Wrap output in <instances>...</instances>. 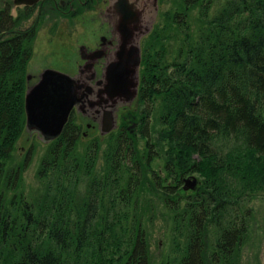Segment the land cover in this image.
I'll use <instances>...</instances> for the list:
<instances>
[{
    "label": "trees",
    "instance_id": "trees-1",
    "mask_svg": "<svg viewBox=\"0 0 264 264\" xmlns=\"http://www.w3.org/2000/svg\"><path fill=\"white\" fill-rule=\"evenodd\" d=\"M182 2L185 14L162 16L142 50L132 130L120 124L78 145L67 121L44 145L35 193L20 176L34 141L15 167L6 163L24 128L34 30L0 5V264H148L152 190L172 211L177 264H239L249 201L264 191V0L215 10L213 0Z\"/></svg>",
    "mask_w": 264,
    "mask_h": 264
},
{
    "label": "flooded vegetation",
    "instance_id": "flooded-vegetation-1",
    "mask_svg": "<svg viewBox=\"0 0 264 264\" xmlns=\"http://www.w3.org/2000/svg\"><path fill=\"white\" fill-rule=\"evenodd\" d=\"M115 1L117 4L118 0H36L35 2L24 4L11 3L20 6V10H25L23 12L25 14H22V17L26 19L25 24L22 26L18 25L17 28L20 30L33 29L34 35L37 33V28L42 29L44 30V36H50V39H55V43L74 49V68L71 72L66 73L75 75L90 85H94L95 80L100 77L104 66L116 60L115 54L120 46V40L122 38L130 39L132 43L138 45L140 54L138 89L142 43L152 34L154 25L161 14V5L167 0H124L130 4L133 3L134 6H138L140 11H138L137 21H135V18L130 19L127 25L122 26L121 32L118 28L126 19L123 21L119 20L118 11L115 10L113 5ZM12 15L18 18L20 16L21 19L19 11L16 14L14 12ZM38 22L39 25L35 27ZM44 68L53 67H42L37 71L27 69L24 71V90L37 81L40 72ZM136 96L137 91L130 105L117 106L115 110L116 127L123 124L124 129L131 131L135 126V116H130L129 110L130 106L135 102ZM86 114L91 117L89 119L94 121L88 122L90 128L87 130L97 133L95 128L97 115L90 110ZM80 117L81 115H78L73 106L64 124L67 121H74L71 126L74 127L75 132L79 136H86L87 131L82 129ZM77 123L79 130L77 129Z\"/></svg>",
    "mask_w": 264,
    "mask_h": 264
},
{
    "label": "water",
    "instance_id": "water-1",
    "mask_svg": "<svg viewBox=\"0 0 264 264\" xmlns=\"http://www.w3.org/2000/svg\"><path fill=\"white\" fill-rule=\"evenodd\" d=\"M36 0H12L14 4L32 3ZM119 20H125L118 28L127 25L130 19L137 21L139 7L124 0L113 3ZM117 29V30H118ZM118 31V32H119ZM126 33V32H122ZM122 38L116 51V60L104 66L100 77L90 85L75 75L53 68H44L35 83L23 93L24 128L26 141L35 132L36 139L48 143L56 138L67 119L71 107H75L82 129L94 122L87 111L97 115V133L104 135L116 127L115 110L119 105H130L136 95L138 83V45ZM94 93V95H92ZM194 174L183 178V189L197 185Z\"/></svg>",
    "mask_w": 264,
    "mask_h": 264
},
{
    "label": "rangeland",
    "instance_id": "rangeland-1",
    "mask_svg": "<svg viewBox=\"0 0 264 264\" xmlns=\"http://www.w3.org/2000/svg\"><path fill=\"white\" fill-rule=\"evenodd\" d=\"M5 1L9 2L10 13L14 14L15 12L16 14L20 10L21 7L13 5L11 3L12 0H0V5H2ZM221 1L222 0H213L211 10H215L217 4H220ZM183 5L182 0H167L161 5V14L159 15L157 22L159 23L162 16L166 15L165 13L168 15L174 12L177 15L180 13H182V15L185 14ZM25 21L26 19L21 17V19H19V25H24ZM38 25L39 22L35 27ZM155 25L158 26L157 23ZM155 25L152 30V34H150V36L143 41L142 50L145 46L147 47L150 45L151 39L154 40L151 35H154L155 32L158 31V27ZM43 32L44 30L37 28V33L31 41V54L27 61L26 69L37 71L42 67H53L65 72H71L74 68V49L55 43V39H50V36H44ZM86 131L87 135L80 136V139L82 140L78 141V145H84L87 143V140H84L83 138H88L96 134L94 131ZM28 138L29 139L26 141L25 133L20 134L16 141L15 149L6 163L9 168L15 167L24 158V154L22 155L21 152L25 150L29 141H34L35 146L30 149L32 153L29 154L27 164H25L24 168L21 170L20 176L23 186H32L33 189H35H32V191L35 193L36 189L41 186L39 183L40 180L36 175V170L38 168L40 158L45 153V144L37 141L34 133L31 136H28ZM153 166L154 169L159 170V158L155 160L154 164H152V167ZM193 174L200 179L197 172H194ZM167 181L168 179L164 183L167 184ZM190 190L188 189L185 191L190 192ZM152 192L153 193L151 194H148L149 192L146 194L147 201H145L146 206L149 207L147 215L150 217V224H148L146 228V233L148 235V264H177V255L180 254L181 249H178L175 246V243L171 241L173 231V222L171 220L172 211L168 208L166 203L164 204V200L162 199L163 195L159 191L152 190ZM185 203L187 202H185V200L183 201V198H181L178 205L183 206ZM249 205L252 209L250 211L249 218H247L249 225L248 235L245 240H243L242 244L239 245L236 254H234V259L238 261L239 264H264V191L249 201ZM217 236V229L212 224L207 230L206 239L208 242V248H210V246L215 242ZM175 240L178 244H181L180 247H182L183 239L181 237H177Z\"/></svg>",
    "mask_w": 264,
    "mask_h": 264
}]
</instances>
